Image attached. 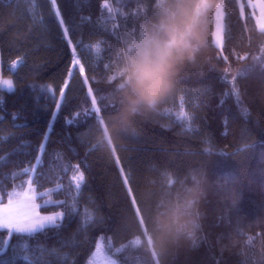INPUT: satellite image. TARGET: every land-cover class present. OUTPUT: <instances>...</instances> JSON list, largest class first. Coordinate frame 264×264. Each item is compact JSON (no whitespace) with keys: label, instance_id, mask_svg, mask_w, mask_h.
Instances as JSON below:
<instances>
[{"label":"trees","instance_id":"1","mask_svg":"<svg viewBox=\"0 0 264 264\" xmlns=\"http://www.w3.org/2000/svg\"><path fill=\"white\" fill-rule=\"evenodd\" d=\"M155 2L0 0V193L32 184L40 211L63 212L37 231L0 229V264H88L98 242L116 264H264V30L238 0H200L195 62L157 111L103 141L126 46L155 19ZM74 53L84 71L65 84ZM178 106L190 128L164 115ZM190 168L207 174L200 227L161 253L153 216Z\"/></svg>","mask_w":264,"mask_h":264},{"label":"clouds","instance_id":"2","mask_svg":"<svg viewBox=\"0 0 264 264\" xmlns=\"http://www.w3.org/2000/svg\"><path fill=\"white\" fill-rule=\"evenodd\" d=\"M200 0H156L155 19L143 24L137 39L125 49L123 75L117 87L116 108L106 119L107 137L135 128L138 117L157 111L176 87L205 42L204 11ZM170 198L153 216L154 244L163 253L181 239L192 238L200 227L201 201L207 195V174L190 168Z\"/></svg>","mask_w":264,"mask_h":264},{"label":"rangeland","instance_id":"3","mask_svg":"<svg viewBox=\"0 0 264 264\" xmlns=\"http://www.w3.org/2000/svg\"><path fill=\"white\" fill-rule=\"evenodd\" d=\"M238 6H239V12L241 13V15H244L245 11H248V13L251 14L254 18L255 26L258 29L264 30V0H238ZM221 26H222V10L219 6L215 12V22H214V31H213L214 43L219 48L222 45V28H221ZM73 58H74V56H73ZM75 58L80 63L78 65H73V63L71 64L70 69H72V71H71V73H70V71L68 72L67 78L65 80V84L68 82L70 76L72 75L74 68L75 67L80 68V66L82 65V62L80 61V58H79L77 53L75 54ZM72 62H73V60H72ZM182 107L183 106H178V108L175 107L173 109L171 108L169 110H166V113L164 115H167L169 117L174 115L173 117H171V120L176 119V120H178L180 125H182V124L184 125V128H190L191 127V124H190L191 117L189 116L187 109L182 108ZM80 174H81V172L79 170H76L73 174V177H72L73 182L75 181L77 188H79L81 180H77L75 177H77ZM9 194L7 195L6 198H3L1 193H0V209H2L3 206L6 205L8 203V200L11 198L13 201L16 202L14 204V207L19 206L21 211H27V209H25L23 207V205L30 203L31 210L33 213H35L37 211L41 215L59 214L56 217L55 223H57L58 221H60L63 218V212L59 211V210L54 211V212H42V211H40L39 203L37 200V194H36L32 184H27L25 189L22 190V193L16 198L12 195L10 196ZM2 218H3V214H2V212H0V219H2ZM38 218L39 217H37V219ZM47 226H50V224L46 223L45 227H47ZM40 229L41 228H36L33 231H37ZM7 231L12 232L11 230H7ZM25 233H29V232H25ZM88 264H116V263L114 262V260L112 258H110L108 255L105 254L101 243L98 242L96 244V248H95L94 253L91 256Z\"/></svg>","mask_w":264,"mask_h":264},{"label":"snow or ice","instance_id":"4","mask_svg":"<svg viewBox=\"0 0 264 264\" xmlns=\"http://www.w3.org/2000/svg\"><path fill=\"white\" fill-rule=\"evenodd\" d=\"M53 3H55V0H53ZM65 38L69 44H71V40L67 36V30H65ZM73 65H78L80 62L75 58V53H74V58H73ZM70 73L72 69L69 70ZM80 72L84 71L83 66L81 65L79 68ZM3 83L10 85V81H4ZM92 90L89 89V93H91ZM61 95L64 96V90L61 89ZM93 108L91 111L93 112H98L99 109L96 106V98L95 96L92 97L91 101ZM60 104H57V112L59 111ZM57 113H53V120L49 122V127H52V124L55 120ZM71 123V121H69ZM47 136V133L45 134ZM46 147L45 143H42L39 145V150H43ZM37 160H40V157H37ZM77 180H83V174L81 173L77 177H75ZM11 195H19V194H9ZM16 202L13 201L11 198L8 200V203L3 206L2 209H0V212L3 214V218L0 219V229L3 230H11L15 234H20V233H25V232H32L36 228H41L43 229L45 227V224L48 223L50 225H55L56 217L59 214H54V215H41L37 211L35 213L32 212L31 210V205L30 203L23 205L27 211H21L19 206L14 207V204ZM37 217H39L37 219ZM8 245L6 244L4 247H0V255H3L7 251ZM26 259V258H25Z\"/></svg>","mask_w":264,"mask_h":264}]
</instances>
